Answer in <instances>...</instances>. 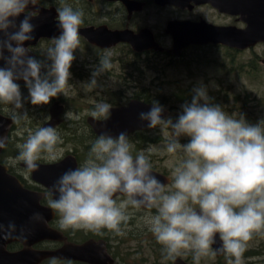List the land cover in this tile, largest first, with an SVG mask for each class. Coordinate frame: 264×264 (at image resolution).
Segmentation results:
<instances>
[{
  "label": "clouds",
  "instance_id": "obj_1",
  "mask_svg": "<svg viewBox=\"0 0 264 264\" xmlns=\"http://www.w3.org/2000/svg\"><path fill=\"white\" fill-rule=\"evenodd\" d=\"M37 0H0V32L7 36L0 40V59L7 67L0 68V102L16 110L23 108L20 86L23 79L30 102L34 106L47 105L52 98L63 93L70 79L74 52L80 47L82 11H74L61 0L57 20L61 35L52 40L47 49L46 65L27 56L23 45L33 39L31 23L36 12L24 15L15 31V19L25 13ZM15 45V46H14ZM4 49L11 54L3 56ZM111 67L107 56L102 57L93 79L86 85H97L96 77ZM47 68L46 74L41 69ZM203 101V103H201ZM111 105L98 103L91 112L94 120H106ZM163 108L153 102L140 119L149 127L171 129L174 139L165 150L175 155L182 152L183 160L172 171L170 187L152 175V165L144 151L133 156V144L121 133L117 138L101 134L92 144L88 158L82 166L64 172L49 190L52 197L48 206L59 214L61 229L86 230L102 234V230L122 234L127 225L129 207L156 209V214L145 218L149 231L163 246L166 259L178 256L182 250L193 252L199 264L210 251L232 257L229 264H241L247 243L254 233L264 230V121L250 125L243 117L233 118L221 107L210 103L204 87L194 89L190 104L176 122L162 119ZM13 121L27 119V112L13 113ZM66 119L78 120L71 111ZM190 141L181 144L179 138ZM6 137H0V148L6 146ZM62 143L54 127H41L30 134L20 148L17 160L28 171L38 169L41 154L57 158V145ZM150 153L151 148L147 149ZM125 198L117 202V194ZM32 219L46 223L44 216L34 213ZM4 231L0 225V232ZM16 227L10 223L4 235L11 238ZM222 247L213 249L216 236ZM23 237V233L21 234ZM55 264V261H53Z\"/></svg>",
  "mask_w": 264,
  "mask_h": 264
},
{
  "label": "rangeland",
  "instance_id": "obj_2",
  "mask_svg": "<svg viewBox=\"0 0 264 264\" xmlns=\"http://www.w3.org/2000/svg\"><path fill=\"white\" fill-rule=\"evenodd\" d=\"M58 3L59 0H53L48 5L58 6ZM146 14L151 15V22L158 24L160 27L157 30L158 42L163 47L171 49V38L165 36L163 31L167 19L173 16L174 12L171 10L155 13L154 10H151L147 11ZM52 46V40H43L36 48L37 53L40 55L39 58L44 62L49 61L51 63L46 54L47 49ZM127 52L126 49L120 47L101 53L88 47L81 40L80 47L74 52L75 59L70 68L71 75L68 86L60 94L64 101L67 100L65 103L66 112L71 111L79 115L80 118L78 120L65 118L66 128L70 126L72 121L77 123L85 121L93 111L88 108L89 105L96 106L101 102L110 105L114 101L126 102L127 97L133 99L134 94L142 91L145 87H150L151 93L172 98L174 104H169L165 108L171 109L172 113L169 118L173 122H176L179 115L182 114L183 105L191 103L194 89L201 86L207 90L210 103L221 107L233 118L243 117L250 125L264 121V67L258 65L259 69L257 71L250 70L248 62L254 57V53L247 52L239 55L235 59V63L232 62L233 54L229 55L225 49H190L180 58L159 53L157 58H152V62L158 68L157 70L146 68L147 63L145 62L140 67L141 71L137 72L135 67L131 66L135 58ZM255 53L264 58V45L258 46ZM105 56L109 58L111 67L96 77L97 85L95 87H87L86 85L93 79V72L99 67L100 59ZM52 100L47 105H32V118L22 119L20 124L26 127L41 128L49 120L46 111H49ZM172 105L175 106L174 109L171 107ZM41 110L45 111L42 112ZM22 111L26 112L27 110ZM64 129L63 131H65ZM58 135H60L59 131ZM91 135L89 131H86L83 136V143L93 144L96 139ZM148 135L160 139L159 142L146 147H138L140 142L136 141L135 135L128 138L134 146L133 156L144 151L152 167L172 177L173 169L183 160L184 155L182 152H177L175 155L166 152V144L174 139L171 129L158 126L151 129L147 133ZM20 136L22 137V135ZM78 138H69L66 142L61 140L62 143L57 146L56 159H49L47 155L41 156L40 159L58 161L63 159L69 152L76 150L81 160L85 161L88 158L87 147L78 145L76 141ZM189 141L190 138L187 136L179 138L182 145L187 144ZM149 148L152 149L150 153L147 151ZM127 213L130 216L128 224L122 229V234L118 235L117 241H112L114 243L113 255L119 252L120 257L126 259L125 262H120L121 259L118 258L117 264H173L165 258L166 254L163 246L157 242L145 223L146 217L156 213L153 210L149 212L145 210L142 213L132 207L127 209ZM77 231H80L82 236L89 232L86 230H66L70 236H74ZM252 249H259L258 251L264 252V232L260 231L253 234L252 239L246 246V250ZM193 255L191 251L182 250L178 256L187 259ZM230 258L227 259L230 260ZM259 259H264V256L241 260V264H256ZM192 261L196 264L194 259ZM216 261L215 254L210 251L207 256L201 257L199 264H215ZM225 262L228 263L227 260Z\"/></svg>",
  "mask_w": 264,
  "mask_h": 264
},
{
  "label": "water",
  "instance_id": "obj_3",
  "mask_svg": "<svg viewBox=\"0 0 264 264\" xmlns=\"http://www.w3.org/2000/svg\"><path fill=\"white\" fill-rule=\"evenodd\" d=\"M40 0L33 7L31 4L25 13L14 18L16 28L9 29V32L18 29L20 21L24 15L36 12L31 23L34 30L31 33L33 39L26 41L24 47H34L41 39L53 40L62 33L57 20V9L55 7L45 8L40 6ZM49 1V0H45ZM122 1L133 10L139 11L142 7L128 0H108ZM159 5L184 7L181 0H155ZM207 0H200L197 3L205 4ZM212 5L221 12L230 15H240L241 19L247 24L243 30L236 28H214L211 25H194L188 22H170L166 34L172 38L173 45L171 49H165L148 29L142 30L138 34L130 30L112 31L107 26L80 27V36L89 44L101 49H111L120 43L129 44L137 53L154 51L156 53H167L176 58L183 55L184 50L192 45H221L236 50H247L264 43V0H241L240 4H234L231 0L223 2L211 1ZM7 36L0 32V40H6ZM15 46V45H14ZM11 54L4 49L3 56L9 57ZM27 56L32 57L33 53L29 50ZM264 63V61H263ZM7 67L6 60L0 59V68ZM42 72V69H41ZM19 81H23L20 79ZM153 104L145 103L137 99H132L128 105L121 108H111L108 119L104 121L88 119L94 133L117 138L121 133L127 137L137 132L151 130L149 122L140 119L141 112H148ZM163 108L162 119L171 116V109ZM64 107L55 103L51 111V119L44 127H54L62 124ZM13 119L0 115V137H6L8 143L9 132L13 126ZM4 148H0V153ZM38 164V163H37ZM24 165V164H23ZM25 166V165H24ZM26 167V166H25ZM78 167L76 157L67 156L58 164L43 165L38 164L36 171H31L33 179L51 189L59 177L69 169ZM162 184L168 186L172 179L164 174L152 171ZM122 195V194H117ZM42 195L24 188L22 183L13 175L8 173V168L0 164V225H3L4 231L0 232V264H42L47 259H57L62 261L82 262L86 264H115L116 260L108 252L105 240L91 239L83 244H74L67 242L66 236L61 232L49 226V222L55 214L52 209L40 204ZM144 208V207H143ZM40 213L44 216L46 223L35 222L32 217L34 213ZM16 227V231L11 238L5 239L4 235L8 230L9 224ZM23 237L21 238V234ZM44 241L62 242L64 245L56 250H35L32 249L36 244ZM20 242L24 249L12 253L8 251L7 246ZM222 247L219 236H216V242L213 249ZM218 256L224 253H216ZM175 264H188L182 259H177Z\"/></svg>",
  "mask_w": 264,
  "mask_h": 264
},
{
  "label": "flooded vegetation",
  "instance_id": "obj_4",
  "mask_svg": "<svg viewBox=\"0 0 264 264\" xmlns=\"http://www.w3.org/2000/svg\"><path fill=\"white\" fill-rule=\"evenodd\" d=\"M51 1H53V0H49V1L40 0L39 4H40V6L45 7V8L55 7L56 9H58L61 7V0H59L58 6L48 5V3ZM128 1H131L135 4L140 5L142 7V9L139 11L133 10L132 12H130V9L132 7L131 8L128 7L122 1L62 0V2L64 4L70 5L74 11H82L83 21L86 24L81 25L80 26L81 28H83V27H96V28H98L100 26H107L112 31L130 30V31L134 32L135 34H138L142 30L148 29L152 32V34L154 35V37L157 41H158L157 30L160 27L158 24H153L151 22V20H150L151 15H147L146 14L147 11L154 10L155 13H160L161 11H171L172 10L174 12L173 16H170L167 19V22H166V25H165V28L163 31L165 36H167V37H170L169 35L166 34V30H167L170 22H188V23L194 24V25H200V24L204 23L207 25H211L214 28L232 27V28L241 29V30H243L247 27V24L241 19L240 15H230V14L221 12L218 8L214 7L211 3V1H213V2L216 1L218 4H219V2L224 3V0H207L209 2H206L205 4L197 3L200 0H181L184 3V7L171 6V5L162 6V5H159V3L155 0H128ZM160 1H162V0H160ZM231 1H233L234 4H240V2H241V0H231ZM81 39H83V38L81 37ZM43 40L46 41L49 39H41L36 46H34V47L29 46L28 47V49L33 53L32 58L36 59L37 61H39V60L37 58L38 53L36 51L37 50L36 48L40 45V43ZM83 40H84V42L86 41L85 39H83ZM171 41H172V38H171ZM86 45L88 47L94 49V50H97L98 52H101V53H105V52L110 51V50H115V49H118L120 47L123 49H126L128 51L127 53L132 52V53L140 54V55L154 52V51H147V52H143V53H137L133 50V48L129 44H126V43H120L111 49H101L99 47L92 46L88 42ZM172 45H173V41H172ZM262 45H264V43H260V44L256 45L255 47L247 49V50H236V49H231V48H228L225 46L214 45V44L201 45V46L192 45L189 48H187L186 50H184L183 54L190 49H200V48L225 49L229 55L233 54L232 55V57H233L232 61H233V63H235V59L239 55L245 54L247 52H252V53H254V57L250 59V61L248 62V65H249V68L251 71H257V69H259V66L262 65L264 67V63H263L264 58H262L260 55L255 53V49L258 46H262ZM165 49H167V48H165ZM163 54H167V53H163ZM167 55H169V54H167ZM112 60H114V59H112ZM40 62L48 65V63L44 62L43 60H40ZM46 72H47V68H42L41 74L44 75V74H46ZM16 82L20 86L23 108L21 110H16V109H14V107L12 105L0 102V115H3V116L8 117V118H12L14 112H21L22 110H25V111L27 110L26 112H27L28 117L32 118L33 106L30 102L28 88H27L25 82H22L19 80H17ZM57 97H59V98L52 100L53 102L49 108V111H46V114L49 115V120L47 122H45V124H43L41 127H44L50 121L52 108L54 107L55 103H59V105L64 107L63 114L61 115V119L63 120V122H62V124L58 125L55 128L57 133H58V131L60 133V135H59L60 139L63 140V142H66L67 140H69V138L72 139V138L79 137L78 139H76L77 144L81 145V146H86L87 147L86 151H87V153H89L90 148L92 146V143H87V144L83 143V140H84L83 136L86 134V131H89L90 133L91 132L94 133L92 127L88 123V119L91 118L92 116L91 115L88 116L85 119V121H82V122L77 123V122L72 121L70 126L66 128L65 127V124H66V121H65L66 105H65V103L67 100L64 101L63 97L60 94ZM131 100L132 99H130L126 104L120 103L119 105L111 106V108L124 107V106L128 105V103ZM88 108L91 110H94L95 106L89 105ZM41 111L43 112L45 110H41ZM23 113H24V111L21 112V114H23ZM21 120L22 119H20L19 123H16V122L13 123V126L9 132V135H8L9 136L8 143L4 147L2 152L0 153V164L7 167L8 173L15 176L22 183V185L24 186L25 189L41 194L42 199L40 201V204L44 207L49 208L48 200L52 198L49 195L50 189L47 188L45 185L36 182L33 179L32 172L28 171L26 169V167L23 165L24 163L22 161H19L16 159V157L18 156L19 151H20V148L18 146L22 145L24 143V141L27 140V138L30 134H33L36 130L39 129L38 127L22 126L20 124ZM100 121H104V120L101 119ZM25 123L27 124V122H25ZM63 129L65 131H63ZM78 130H80L81 132H79ZM134 134H132V135H134ZM20 135H22V137ZM132 135H130L128 138H130ZM11 145H12V148L9 151H7V149ZM59 145L60 144H58L57 146H59ZM69 155H73L76 157L78 167L82 166L84 164L85 161L81 160V158L79 157V154L76 150H74L73 152H69L63 159H60L58 161H46L45 159H39V160H37L36 163L43 164V165H54V164L60 163L62 160H64ZM41 156H46V154H41ZM152 171L157 172V173H161V172L157 171L154 167H152ZM161 174H164L165 176H168L172 179V177L167 173H161ZM169 186H171V184H169L166 187H169ZM114 198L117 199V202L119 203V201L121 199H124L125 197L123 195H118ZM137 210H140L142 213H144L145 210H147V212L153 210L156 213V210H154V209H148V208H143V207H141ZM53 212H54L55 216L49 222V226L58 230V231H61L66 236L67 242L74 243V244H83L88 240H91V239L97 240L99 238L97 236L98 234L91 232V231H89L84 236H82L80 234V231L75 232L74 236H70L69 233L66 232L65 229L60 228V226H59V219H60L59 214L56 213L54 210H53ZM127 224H128V222H127ZM125 226L126 225H122L121 228L123 229ZM262 232H264V230H262ZM91 234H92V236H91ZM107 236H109V240L106 241L108 252L110 253V255H112L114 257L113 250H112L114 248L113 247L114 243L112 241H117L118 235L115 234L114 232L108 231ZM99 240H103V239H99ZM63 245H64V243H62V242L44 241V242H40V243L36 244L32 249H35V250H56V249L62 247ZM24 248H25L24 245L20 242H14V243L7 246L8 251H10L12 253L22 251ZM258 250L259 249L245 250L243 255H242L241 260H244V259L250 260L253 258L264 256V252H261ZM215 257L217 259L215 264H229V261L231 259H233L231 257L230 260H228L227 258H229V257L225 254L222 256H218L215 253ZM114 259H115V257H114ZM177 259H182L184 262H186L188 264H194L192 261L193 256H191L190 258L188 257L187 259H183L180 256H175L174 258L169 259V261H171L173 264H175V261ZM226 260L228 261V263L225 262ZM116 263H117V260H116ZM257 263L264 264V259H259L257 261ZM248 264H252V263H248Z\"/></svg>",
  "mask_w": 264,
  "mask_h": 264
},
{
  "label": "trees",
  "instance_id": "obj_5",
  "mask_svg": "<svg viewBox=\"0 0 264 264\" xmlns=\"http://www.w3.org/2000/svg\"><path fill=\"white\" fill-rule=\"evenodd\" d=\"M85 24L86 23H84V21H83V23L81 25H85ZM81 40L84 42L83 39H81ZM84 43L87 44L86 41ZM127 54H130V55L134 56L135 61L131 64V66L135 67L137 72L141 71L140 67L145 62L147 63L146 64V68H150V69H154V70L158 69L156 67V65L152 62V58L153 57H154V59L157 58L159 56V53L151 52V53H146V54L140 55V54H135V53L129 52ZM39 56L40 55L38 54L37 58H38V60H41L39 58ZM144 56H145V58H144ZM47 63H48V65L51 64V63H49V61ZM52 99L54 100V99H56V97L52 98ZM133 99H137L139 101H142V102H145V103H151V104H153V102H157L162 107H166L169 104H174V103H172V98H167V97H165V95H161V94L151 93V88L150 87H145L142 91L136 92L134 94ZM129 100L130 99H128V97H127L126 102H128ZM126 102L125 101L124 102H122V101L121 102L120 101L119 102L118 101H114V102L111 103V105L115 106V105H119L120 103L124 104ZM171 107H173V109H174L175 106L172 105ZM149 131L150 130L144 131V132H137V133L134 134L135 137L137 138L136 141L140 142V145L138 147H141V146H145L146 147V146H150L152 144H157L159 142L160 139L150 137L149 135L147 136V133H149ZM91 134H92L91 136L94 137V139H97V136L94 133L91 132ZM11 148H12V145L7 149V151H9ZM104 232H106V233H104ZM107 234H108V230H106V229L103 230L102 234H98L97 235L99 237L97 240L103 239L105 241H108L109 240V236H107ZM91 236H92V234H91ZM114 257H115L116 260L118 258H120L121 259L120 262H125V260H126V259L120 257L119 252L114 253ZM53 261H55V264H86V263H82V262L62 261V260H57V259H47V260H45L43 262V264H53Z\"/></svg>",
  "mask_w": 264,
  "mask_h": 264
}]
</instances>
